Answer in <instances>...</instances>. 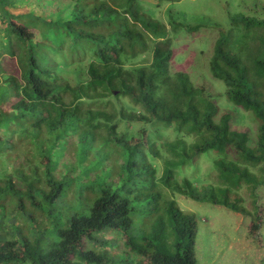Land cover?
<instances>
[{"label":"trees","instance_id":"16d2710c","mask_svg":"<svg viewBox=\"0 0 264 264\" xmlns=\"http://www.w3.org/2000/svg\"><path fill=\"white\" fill-rule=\"evenodd\" d=\"M148 10L0 0V264H201L181 202L264 246V18Z\"/></svg>","mask_w":264,"mask_h":264},{"label":"rangeland","instance_id":"374dc122","mask_svg":"<svg viewBox=\"0 0 264 264\" xmlns=\"http://www.w3.org/2000/svg\"><path fill=\"white\" fill-rule=\"evenodd\" d=\"M142 1L150 9L148 10L150 14L157 19L163 18L167 21L165 12H169L184 23L218 24L225 31L231 29L233 25L232 16L245 12L246 9H249L253 15L264 18V0H181L166 3L160 9L154 8L158 5V0ZM205 167H208L206 162ZM262 191L264 192L263 188ZM181 203L186 210L195 212L201 220L197 244L201 264H241L250 261L263 264L264 246L246 238L243 217L223 209H209L198 204ZM262 240L264 241V228Z\"/></svg>","mask_w":264,"mask_h":264}]
</instances>
